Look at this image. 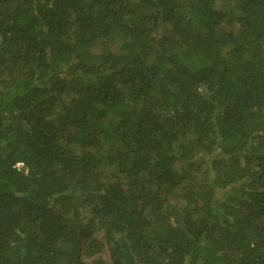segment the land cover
<instances>
[{
  "label": "trees",
  "instance_id": "1",
  "mask_svg": "<svg viewBox=\"0 0 264 264\" xmlns=\"http://www.w3.org/2000/svg\"><path fill=\"white\" fill-rule=\"evenodd\" d=\"M0 264H264V0H0Z\"/></svg>",
  "mask_w": 264,
  "mask_h": 264
},
{
  "label": "rangeland",
  "instance_id": "2",
  "mask_svg": "<svg viewBox=\"0 0 264 264\" xmlns=\"http://www.w3.org/2000/svg\"><path fill=\"white\" fill-rule=\"evenodd\" d=\"M102 256L104 257V259L109 260V255H108L107 250L103 251Z\"/></svg>",
  "mask_w": 264,
  "mask_h": 264
}]
</instances>
